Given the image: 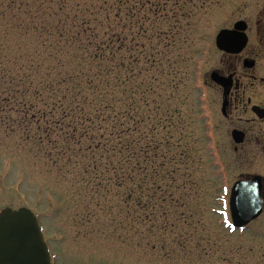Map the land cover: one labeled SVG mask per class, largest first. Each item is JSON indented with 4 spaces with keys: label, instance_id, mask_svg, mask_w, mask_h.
<instances>
[{
    "label": "rangeland",
    "instance_id": "obj_1",
    "mask_svg": "<svg viewBox=\"0 0 264 264\" xmlns=\"http://www.w3.org/2000/svg\"><path fill=\"white\" fill-rule=\"evenodd\" d=\"M159 4L0 0V71L14 77L93 67L73 57L91 49L68 41L73 22L95 16L94 36L111 34V79L118 76L113 98L126 115L125 131L116 123L103 129L104 136L112 133L106 151L98 146L99 128L83 134L80 126L71 129L77 120L59 110L32 113L51 100L20 95L38 75L24 84L0 77V92L15 91L6 100L0 95V209L29 208L45 242L65 245L57 264H228L240 246L252 253V231L227 224L228 188L242 170V156L225 146L215 97L204 84L216 59L208 27L220 23H205L204 7L174 21L171 9L177 8ZM29 100L34 109H21ZM134 164L144 171L137 173Z\"/></svg>",
    "mask_w": 264,
    "mask_h": 264
},
{
    "label": "flooded vegetation",
    "instance_id": "obj_2",
    "mask_svg": "<svg viewBox=\"0 0 264 264\" xmlns=\"http://www.w3.org/2000/svg\"><path fill=\"white\" fill-rule=\"evenodd\" d=\"M159 1L163 9L167 6L177 8L171 9L174 21H178V17L189 20L191 15L193 16V8L204 7L209 8L204 11V22L220 23L217 27H208L211 28L209 34L213 38L212 46L216 59L209 65L204 84L215 97L212 99V109L214 113L220 114L225 146L236 150L242 156L237 159L242 170L228 188L227 211L230 221L227 224L233 230H251L255 241L251 242L252 246H247V250L249 248L252 253L244 254L242 248L245 246H240L241 254L228 264H264V0ZM166 17H169L168 13ZM222 29L228 31V47L236 46V38H244V43L238 51L219 49L215 45V36ZM211 75H214V78H211ZM249 152L254 157L251 160L246 157ZM252 179L256 180L251 186L258 190L260 211L245 224L235 227L228 203L231 186L235 181L248 182ZM246 192L251 193L252 189ZM259 218L258 224L252 226L251 223ZM44 243L50 264H57L56 259L65 245H58V248L55 245L53 247L52 242ZM239 243L244 245L245 242Z\"/></svg>",
    "mask_w": 264,
    "mask_h": 264
},
{
    "label": "trees",
    "instance_id": "obj_3",
    "mask_svg": "<svg viewBox=\"0 0 264 264\" xmlns=\"http://www.w3.org/2000/svg\"><path fill=\"white\" fill-rule=\"evenodd\" d=\"M92 21H95V16L92 18L89 16L84 20L81 19L80 21L73 22L70 27L74 29V37L69 38L68 41L73 44H78L79 49L81 47L84 49L86 46H90V50L74 55L73 57L77 58L79 65L84 62H90L94 64L93 67L86 68L81 66L77 69L58 68L55 70L33 69L31 71H21L15 77L0 71V77L4 78L9 83L18 81L24 84L25 80H32L34 78L33 75H38L39 78L36 80V83L29 89H21L20 95L23 96L24 93L28 92L31 98L41 100V97L46 95L51 98V100L49 102V107H37L32 113L37 112L42 116L44 113L51 112L52 110H59L63 118L69 117V119L77 120L72 124L71 129L80 126L85 132L83 134H86V132L88 133V128H99L98 146L101 145V149L106 151L108 137L111 136L112 133L106 132L104 136L103 131L107 130L108 125H112L113 128L115 123L117 126H120V128L117 129L125 131L122 125L126 112L123 108H115V100L113 98V88L115 86L114 79H117L118 76L114 75L113 80L111 79L113 71L111 67L112 56L110 53V46L112 43L111 34L104 33L103 38H96L94 36L95 27L90 24ZM108 25H106L104 29H108ZM58 26L59 25H56V27ZM80 31L88 36L84 38L85 40L78 36ZM53 58L56 63L60 65L62 59L56 55L53 56ZM14 93L15 91L10 87L9 89L1 91L0 95H3L2 99L6 100L8 95H13ZM0 107L4 108V104ZM15 108H17V106H15L14 109ZM20 108L26 111L32 110L34 109V102L29 100L27 104H20ZM113 115L114 118L112 120L111 116ZM61 126L62 125L57 123L53 125L54 128H61ZM45 128L47 129L48 126H45ZM133 128L136 127L133 126ZM45 134H47V132H45ZM66 135L71 139L73 137L72 134L69 133H66ZM87 149H90L89 146H85L83 151L86 152L88 151ZM134 152L133 150L132 155H134ZM138 153L139 150H136L135 156L138 155ZM128 154H131L130 150H128ZM124 161H127V159ZM133 167H136L137 173L144 171L143 168H140L137 164H134ZM118 168L119 173L123 174L124 170L120 169V166H118ZM116 183L118 184L119 181L117 180Z\"/></svg>",
    "mask_w": 264,
    "mask_h": 264
},
{
    "label": "water",
    "instance_id": "obj_4",
    "mask_svg": "<svg viewBox=\"0 0 264 264\" xmlns=\"http://www.w3.org/2000/svg\"><path fill=\"white\" fill-rule=\"evenodd\" d=\"M228 39V31L222 29L215 36V45L219 49L238 51L244 43V38H236V46L232 48L226 44ZM254 182L255 179L235 181L231 186L228 203L235 227L245 224L260 211L258 190L251 186ZM249 189L251 193L246 192ZM44 242L41 227L29 208L6 206L0 210V264H50Z\"/></svg>",
    "mask_w": 264,
    "mask_h": 264
}]
</instances>
